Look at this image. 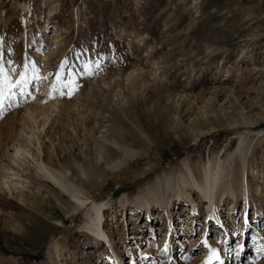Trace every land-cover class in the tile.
<instances>
[{"label":"rangeland","instance_id":"rangeland-1","mask_svg":"<svg viewBox=\"0 0 264 264\" xmlns=\"http://www.w3.org/2000/svg\"><path fill=\"white\" fill-rule=\"evenodd\" d=\"M0 67V134L43 149L64 181L39 187L32 159L18 169L33 194L21 198L37 205L33 225L19 217L21 191L0 185L13 203L0 204V264H205L213 247L223 258L209 264H264V0H0ZM26 107L36 123L22 118ZM129 114L143 124L136 153L111 170L120 149L110 138ZM218 160L232 162L242 192L217 202L218 220L197 189L187 188L195 210L165 190L184 164L199 176ZM67 180L105 204L106 243L85 228L84 207L72 212ZM156 182L168 209L139 207L136 195ZM186 230L195 251L179 242Z\"/></svg>","mask_w":264,"mask_h":264},{"label":"bare ground","instance_id":"bare-ground-1","mask_svg":"<svg viewBox=\"0 0 264 264\" xmlns=\"http://www.w3.org/2000/svg\"><path fill=\"white\" fill-rule=\"evenodd\" d=\"M34 63L35 62H33V64ZM38 75H40V74H38ZM31 77L32 76L30 74H28L27 77L24 76L23 83L24 84L29 83ZM35 81H37V80H35ZM243 93H244V91H240L239 95H241ZM52 105H54V104H52ZM133 105L134 104H132V106ZM127 112H128V110H127ZM131 114H132V112H131ZM39 115H41L44 118L46 117L47 119H49V113L48 112H42L41 111ZM115 115H116V113H115ZM130 116L131 117L128 118L129 121L123 120L122 116L121 117L118 116L121 118V119L117 118L118 120H116V118H115L116 116L114 117L116 120L115 126H117V129L120 131V132L118 131L120 137H116V138L113 137V138H110V140L114 145L117 146L118 149H120V155L117 157H121V158L115 157V158H112L109 160L110 162H109L108 167L111 170L121 168L128 161L126 156L132 157L136 153V151L133 147V146H135V142L137 141L135 137L138 136L137 132L139 129L141 131H143V126H141L143 124L140 120L135 119L134 115H130ZM25 117L31 118L32 120H34L35 123L37 122L35 115H34V112L31 110L30 107H26L24 109V111L22 112V118H25ZM96 120H98V119H96ZM108 120H110V119H108ZM108 120H106L105 122H107ZM88 123L89 122L87 121V124ZM44 124H45V120H43V122L41 124L37 123V129H39L40 125L44 126ZM31 127H34V125H32ZM136 127L139 128L137 131L135 129ZM144 128H146L145 124H144ZM161 130H162V128H161ZM198 132L200 134H202L205 131L202 128H198ZM18 135H21V133H19ZM31 135H32V133L29 135V137ZM45 136H47V132L45 133ZM0 137H1V139H0V150H2L3 152L6 151L9 142L12 141L11 145H10L12 147V152H10L8 154L9 163H7L6 165H4L2 167L3 173L1 174V181H0L1 189H3L5 187L9 191H12V190L21 191V196H19V197L17 196V197L19 200H21L23 205H26V207L21 206V205L19 206L20 211H22L23 213L20 216L19 215L18 216L19 217H23V216L27 217V219H29L31 224L33 225V223L35 221L34 218L38 219V216L34 212H32L33 210L37 209L36 208L37 205L33 204L31 202L27 203L24 199L21 198L23 196L28 197V195H30V194H27L25 191L22 192V190L24 188H27V186L24 185L23 182L29 183V181L21 179L20 181H22V182H18L17 178H15V177H19V175H18L19 170L18 169L23 170V168H22L23 164L30 167V165H29L31 163L30 159H32L38 164L37 168L41 172V173H39L40 179L36 178V181L38 182L39 187H41V188L45 187L46 189H50L52 187L51 185H54L56 187L62 188V186L64 185V181H62V179L56 177L52 173V171H49L50 169L48 170L46 168V164L44 163L46 157H45V153H44L43 149L41 151V154H42V156H41L38 148L34 154L33 153L34 151L33 150L31 151L29 145H27V144L22 145L21 143H18V145H17V143L14 142V140H17V138L15 139V137H17L16 132H14L12 135H10L9 133L0 134ZM2 140H4V143H2ZM34 155H37L38 161H36V159H34ZM230 159H232V158H230ZM138 162L139 161L137 160L135 163H138ZM230 162H220L219 160L217 163L216 162H208L206 165H204L202 167V171L200 170L201 174H199V176H195L193 169L189 165L184 164V166H185L184 170H179L175 174L165 177L163 185L165 187V190H168L169 187L175 186L174 194L176 195V198L180 199V200L188 198L189 199L188 201H190V203L192 205V208H191L192 210H195V205H194L195 203H194V200L189 197V194L187 192V188L193 187V188L197 189L200 197L207 200L206 202L208 203V207H210L208 212L210 213V210H211L212 211V217H214V220H218L219 219V214H218L219 212H218L217 207H216L217 202L219 200H222L223 197H225L227 195L230 196L232 202H235L237 195H239V192L242 193L240 190L239 184L236 182V185L234 184L235 186H233V184H231L232 180L229 179V175L233 171V165H232V162L231 163ZM58 171L57 172L55 171L56 175H57V173L61 174ZM62 171H64V170H62ZM36 173H38V172H36ZM57 176H60V175H57ZM66 177H67V175H66ZM226 177H227V179L225 180ZM62 178L64 180V177H62ZM235 181H237V179ZM68 182H69V180H67V183ZM71 182L72 181H70V183ZM70 183H68V185L71 186V190H69L70 191L69 193L72 196V198L74 199V203L71 205L72 212L78 210L79 208L84 207V209H85L84 210V216L86 217V221H87V222H85V228L95 236V239H97V238L100 239L103 237L105 240L108 241L109 238L107 235H105V231L103 228L104 225L101 224L103 222V219H104V214H103L102 210H103V207L105 204L102 202H96L93 199H90L86 194H84L82 192L83 190L82 191H81V189L79 190V187H78V189L75 187L73 188L72 187L73 185H71L72 183L71 184ZM160 186H161V184L159 182H156L153 187H148L144 193L137 194L136 200H137V203H139L138 206L139 207L146 206V208L148 209V207L153 208L155 206L154 204H156L157 202L160 205H162V203H163L162 201L167 200L168 194H165L166 199L163 197L162 198L163 200H160L159 199V196H161L160 195V192H161ZM32 195H30V196H32ZM160 201H161V203H160ZM4 202H9V201H7L6 198H4L0 195V204H2ZM9 203L13 204L11 202H9ZM166 203H167V205H166L165 209H168L169 203L167 201H166ZM230 209H233V208H230ZM189 218L191 219V221H193L192 216H190ZM191 221L188 223V226L191 225ZM189 230H191V227ZM46 232H47V230L42 231L41 235L46 233ZM186 233H187V230H186ZM84 234H87V233H84ZM191 234H193V233H187L182 238L184 240H179V242L181 245H183L185 243V241H188L187 244H189V248L191 247L195 251L198 249V247L200 245V241H199L197 246H194L198 240H194V238H193V236H191ZM261 234H263V232ZM181 235H183V233H180V236ZM189 237H190V239H188ZM189 240H190V242H189ZM199 240H201V239H199ZM58 243H59V241H58ZM260 243L261 242L259 240V244L256 247L259 248ZM53 244L56 245L57 243L54 242ZM261 245L263 246L264 244L262 243ZM192 246H194V247H192ZM110 249L113 252L114 257L120 261L121 256L115 250V248L112 244H110ZM212 249L216 250L217 248L216 247L210 248V251H209L210 256L212 255ZM219 258L222 260L223 256L219 255ZM212 259H213V257H212ZM208 260H209V258H208ZM152 264H155V261Z\"/></svg>","mask_w":264,"mask_h":264},{"label":"snow or ice","instance_id":"snow-or-ice-1","mask_svg":"<svg viewBox=\"0 0 264 264\" xmlns=\"http://www.w3.org/2000/svg\"><path fill=\"white\" fill-rule=\"evenodd\" d=\"M63 67H64V65L62 64L61 68H63ZM0 73H3V68L2 67H0ZM6 79H7V77H4V80H6ZM57 79L58 80L60 79L59 75L57 76ZM17 83H19V81H17ZM212 257H215L216 260H219V256L216 253L215 249H212V255L209 257V260L205 261V264H209V261L212 259Z\"/></svg>","mask_w":264,"mask_h":264}]
</instances>
